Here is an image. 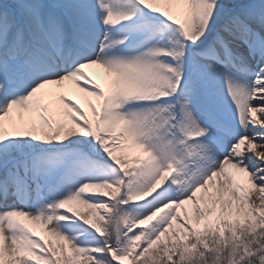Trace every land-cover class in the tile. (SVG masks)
Returning a JSON list of instances; mask_svg holds the SVG:
<instances>
[{
	"label": "snow or ice",
	"instance_id": "6c2138e0",
	"mask_svg": "<svg viewBox=\"0 0 264 264\" xmlns=\"http://www.w3.org/2000/svg\"><path fill=\"white\" fill-rule=\"evenodd\" d=\"M0 264H264V0H0Z\"/></svg>",
	"mask_w": 264,
	"mask_h": 264
}]
</instances>
